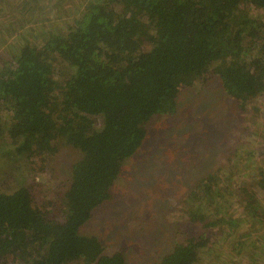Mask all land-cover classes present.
<instances>
[{
	"label": "trees",
	"instance_id": "trees-1",
	"mask_svg": "<svg viewBox=\"0 0 264 264\" xmlns=\"http://www.w3.org/2000/svg\"><path fill=\"white\" fill-rule=\"evenodd\" d=\"M262 10L264 0H0V158L57 145L80 154L61 221L26 188L0 192V233L33 245L21 264H125L82 228L112 199L148 121L174 115L181 91L211 75L239 107L264 95ZM218 181L208 175L197 190ZM200 247L175 243L161 264H195Z\"/></svg>",
	"mask_w": 264,
	"mask_h": 264
},
{
	"label": "rangeland",
	"instance_id": "rangeland-1",
	"mask_svg": "<svg viewBox=\"0 0 264 264\" xmlns=\"http://www.w3.org/2000/svg\"><path fill=\"white\" fill-rule=\"evenodd\" d=\"M263 138L264 95L239 107L217 77L206 75L179 93L174 115L148 121L143 145L122 163L112 199L82 232L98 237L105 254L121 252L125 264H160L175 243L189 239L201 244L195 264H264ZM79 158L59 145L33 159L0 158V192L26 188L33 207L61 221L60 197ZM208 175L218 178L216 187L197 190ZM23 241L0 233V264L26 262L34 250Z\"/></svg>",
	"mask_w": 264,
	"mask_h": 264
},
{
	"label": "clouds",
	"instance_id": "clouds-1",
	"mask_svg": "<svg viewBox=\"0 0 264 264\" xmlns=\"http://www.w3.org/2000/svg\"><path fill=\"white\" fill-rule=\"evenodd\" d=\"M173 248H174V247H173ZM171 251H172V250H171ZM171 251H170V252H171ZM168 254H169V253H168ZM168 254H167V255H168ZM163 257H164V256H163ZM162 259H163V258H162ZM160 264H161V262H160Z\"/></svg>",
	"mask_w": 264,
	"mask_h": 264
}]
</instances>
